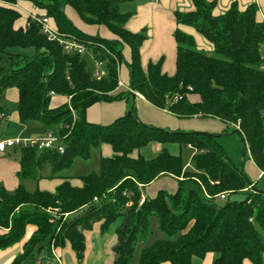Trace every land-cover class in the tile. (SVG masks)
Returning a JSON list of instances; mask_svg holds the SVG:
<instances>
[{
  "label": "trees",
  "instance_id": "obj_1",
  "mask_svg": "<svg viewBox=\"0 0 264 264\" xmlns=\"http://www.w3.org/2000/svg\"><path fill=\"white\" fill-rule=\"evenodd\" d=\"M30 1L38 16L49 17L60 32L104 62L107 75L96 77L83 54L65 52L37 20L29 18L26 28H16L21 13L0 4V60L10 64L0 66V101L7 88L16 87L20 123L38 122L65 145L64 152L21 145L19 186L13 191L0 186V249L20 242L30 224L36 226L11 264H51L47 258L53 248L66 241L81 256L85 231L96 222L102 231L119 222L114 264H130L140 237L150 234L152 216L164 237L143 248L139 264H199L197 259L209 252L216 254L214 264H245L247 259L264 264V190L232 161L218 139L238 125L245 150L264 172V21L258 18L259 6L241 9L234 2L218 14L215 0H192L195 10L177 11L176 72L170 75L163 71V58L143 67L146 32L127 29L133 12L122 10L133 0ZM69 7L85 28L76 25ZM181 26L196 29L216 54L199 49L195 36ZM123 66L129 70V88L120 84ZM135 92L178 118L214 117L226 126L220 133L156 127L140 119L135 105L131 114L109 123L89 121L87 110L94 103L130 100ZM191 95L200 100L192 101ZM2 110L0 106V114ZM152 142L197 149L193 170L187 169L182 153L167 147L153 158L135 155ZM104 143L114 155L100 158L99 171L80 175L82 186L59 175L76 158L88 160ZM47 163L48 176L64 181L54 192L29 190L23 181L38 178ZM161 175L178 179L176 191L160 190L141 202L143 188ZM252 183L254 188L247 189ZM245 191L243 199H231ZM223 192L227 198L219 204Z\"/></svg>",
  "mask_w": 264,
  "mask_h": 264
},
{
  "label": "crops",
  "instance_id": "obj_2",
  "mask_svg": "<svg viewBox=\"0 0 264 264\" xmlns=\"http://www.w3.org/2000/svg\"><path fill=\"white\" fill-rule=\"evenodd\" d=\"M214 1V0H210ZM216 8L215 13H223L228 10L231 5L235 2L238 3L241 9H245L248 5L256 3L259 6V20L264 21V0H215ZM1 5H7L16 8L20 13L21 17L16 21V28H26L29 23L31 15L38 16V9L30 0H18L17 3H8L4 0H0ZM122 10L124 12H133L131 17L126 23V28L133 31L139 32L145 30L147 38L144 41L141 54L142 64L146 68L150 61L157 62L163 58V71L173 75L176 72V59H177V42L174 33L178 27L176 21L177 11H191L195 10V5L192 0H133L125 3ZM68 14L74 20L77 26L82 29L86 26L80 21L76 12L72 8H67ZM181 28L195 36L199 49L213 50V46L201 36L196 29L189 26H181ZM105 36H109L105 32ZM127 55V54H126ZM129 70L126 66H123L120 71V82L124 88H129ZM137 109V114L142 121L148 124H154L161 127H167L171 129H184L197 128L199 130H205L207 132L219 133L225 128V123L218 118L214 117H191V118H178L172 114L168 109H161L150 103L144 95L140 93H134L132 96ZM4 99L19 101V92L16 87L7 88L3 98L0 101V106L3 108L1 114L5 115L6 119H12L20 123V117L18 108L12 114L7 113L5 109ZM130 99V98H129ZM192 101H199V95H191ZM130 100H114V101H99L91 105L87 110V117L89 121L97 123H109L115 118L125 114V111L129 108ZM63 102V101H62ZM0 114V115H1ZM1 118L0 119H5ZM202 119L203 122H192L193 120ZM21 124V123H20ZM196 124L199 126L197 127ZM236 127V126H234ZM238 128V126L236 127ZM19 136V135H15ZM7 135L6 137H15ZM5 138V137H0ZM151 144V143H150ZM176 143L161 144L158 142H152V148L148 152L149 155H144L147 158H153L159 154L163 147H167L173 154H180L172 151L169 145H175ZM177 145V144H176ZM101 157H111L114 155L112 146L108 143L102 144ZM192 149V156L197 152L192 146H188ZM142 154L141 150L137 151L135 155ZM191 160V159H190ZM251 163L256 165L251 158ZM191 162V161H190ZM190 162L188 161L186 167H189ZM258 176L254 178L253 182H257L259 177L264 174L257 166ZM21 170L20 160L17 157L12 158L9 151V147L6 151H0V186L3 185L6 189L13 191L20 184L19 171ZM27 180V179H26ZM73 185L82 186L83 182L80 176L69 179ZM64 179L62 178H51L45 177L40 179L38 188L47 191H56L58 185H60ZM257 186L259 187L258 183ZM178 187V179L170 175H161L154 182L146 185L143 188L142 197L146 196L155 197L160 190H165L170 193L176 191ZM96 224V223H95ZM93 226L92 229V249L89 254L87 252L80 256L77 251L73 248L70 241H66L63 246H57L53 248L51 257L47 258V262L51 264H114L116 253L114 247L117 244L118 237L116 229L119 222L113 224L110 228L105 231L101 230L100 224ZM31 226V229L29 228ZM30 229V230H29ZM35 225H29L27 227L24 238L7 248L0 249V264H11L14 258L23 252L24 244L31 237L35 231ZM88 231V230H87ZM86 234V231H85ZM146 244V243H145ZM86 248H87V234H86ZM86 250V249H85ZM114 250V251H113ZM86 257V258H85ZM216 254L209 252L206 256L199 260V264H214ZM170 264V263H164ZM245 264H254L251 260L247 259Z\"/></svg>",
  "mask_w": 264,
  "mask_h": 264
},
{
  "label": "rangeland",
  "instance_id": "obj_3",
  "mask_svg": "<svg viewBox=\"0 0 264 264\" xmlns=\"http://www.w3.org/2000/svg\"><path fill=\"white\" fill-rule=\"evenodd\" d=\"M128 3V2H127ZM125 4V3H124ZM123 4V5H124ZM122 5V8H123ZM206 52L215 55L216 53L213 52V50H205ZM263 56H264V47H263ZM85 60L87 61L88 68L93 72L94 75H96L97 72H101L104 75H107V69H106V64L103 62L101 63L92 53L91 50H87L83 54ZM9 61L6 59L0 60V66H6L9 67ZM264 67V65H263ZM5 102V109L7 110V113L12 114L15 110L18 108V104L15 101L4 99ZM134 99L131 98L129 101V108L125 113H128L131 111V109L134 107ZM264 115V111H263ZM192 122H203L202 119L198 120H193ZM154 125V124H152ZM156 127H161L158 125H154ZM197 127H199L196 124ZM237 127V126H236ZM236 127L231 126L227 129L224 130L225 134H222L218 139L221 143H223L225 150L227 151L229 157L232 159V161L240 166L242 169L245 170L246 174L248 177L254 181V178H257L258 176V171L256 168V165L251 163V156L249 150H245L246 143L243 138V135L236 131ZM196 128H188V131H205V130H195ZM184 130V129H182ZM187 130V129H186ZM212 133V132H211ZM220 133V132H219ZM7 135L15 136L19 135L23 138H42L46 135V131L43 125H41L38 122H32L30 124H25L22 125L18 123V121L15 120H8V119H0V137H6ZM152 144V143H151ZM149 144L147 146H144L141 148V153L143 155H149L148 152L150 151V148H152V145ZM162 144V143H161ZM177 144V145H176ZM175 145H169L171 146V150L175 151L176 153L179 152V149H181V153L184 157V161L187 163L188 161L190 162L189 167L187 169L193 170V161H192V149H189L188 146L186 145H181L176 143ZM9 151L11 153L12 158L17 157V160H20L21 153H22V147L21 146H15V147H9ZM101 152H102V147L99 149H93L92 155L88 160H84L82 158H76L75 163L72 168L64 170L61 172L59 175L64 176L67 175L71 178L78 177L83 174H88L93 171H99V164H100V158H101ZM191 159V160H190ZM38 178H32V179H27L24 180L23 183L26 185V187L29 190H34L38 188V183L40 179H43L45 177H48L50 175V166L48 163L44 166V168L41 169L39 173ZM254 177V178H252ZM70 178V179H71ZM51 179V178H50ZM259 188L264 190V174H262L258 181H257ZM245 192H240L237 194L231 195V199H243L246 195ZM219 204H222L224 202V199H221L220 196L217 197L216 200ZM142 202V198H141ZM55 212H59V209H54ZM74 215L72 214H66L65 219L69 218L70 216ZM33 226V224H30ZM97 227L99 226V223L96 222ZM31 229V226L29 227ZM29 229V230H30ZM92 231L93 230H88L86 231L87 234V248L85 250V253L89 254L90 250L92 249V242H91V236H92ZM164 237L163 233L159 229L158 225V219L156 216H152L150 219V234L148 237H140L139 241L136 244V251L134 254V258L131 261L130 264H139V257L141 254V251L143 248L146 246L150 245L153 243L155 240L161 239ZM146 243V244H145ZM114 251V250H113ZM115 252V251H114ZM86 258V257H85ZM199 261V258L197 259Z\"/></svg>",
  "mask_w": 264,
  "mask_h": 264
},
{
  "label": "built area",
  "instance_id": "obj_4",
  "mask_svg": "<svg viewBox=\"0 0 264 264\" xmlns=\"http://www.w3.org/2000/svg\"><path fill=\"white\" fill-rule=\"evenodd\" d=\"M30 18L37 20L41 24L42 31L48 37V39L58 41L63 46L65 52L70 54H84L88 50L87 47L83 43L79 42L77 39L69 37L65 33L60 32L52 24L51 19L49 17L31 15ZM95 76L100 78L104 76V74L101 72H97ZM120 84H122V82H120ZM0 117L5 118V115L1 114ZM238 128L240 127L238 126ZM21 145L38 146L40 150L45 148L56 149L60 152H64L65 150V145L62 142V139H60L59 135L53 130L46 131V135L42 138H23L21 136L0 138V151L2 152L6 151L8 147H15ZM253 188L254 183L250 184L247 189L252 190ZM219 196L221 199H226L227 193L223 192L219 194ZM143 200H145L144 197H142V201Z\"/></svg>",
  "mask_w": 264,
  "mask_h": 264
},
{
  "label": "water",
  "instance_id": "obj_5",
  "mask_svg": "<svg viewBox=\"0 0 264 264\" xmlns=\"http://www.w3.org/2000/svg\"><path fill=\"white\" fill-rule=\"evenodd\" d=\"M128 114H131V112H128Z\"/></svg>",
  "mask_w": 264,
  "mask_h": 264
}]
</instances>
